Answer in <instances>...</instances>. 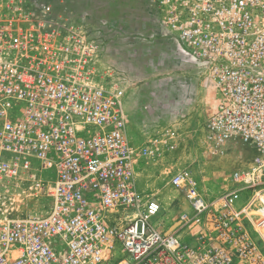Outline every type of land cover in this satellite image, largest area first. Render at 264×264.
<instances>
[{
    "label": "built area",
    "instance_id": "2783aa9c",
    "mask_svg": "<svg viewBox=\"0 0 264 264\" xmlns=\"http://www.w3.org/2000/svg\"><path fill=\"white\" fill-rule=\"evenodd\" d=\"M143 4L216 93L213 154L234 143L260 157L212 195L192 165L172 172L182 211L161 229L137 177L179 147L178 129L144 121L131 136L127 87L70 4L0 0V264H264V0ZM25 181L46 214L9 216Z\"/></svg>",
    "mask_w": 264,
    "mask_h": 264
},
{
    "label": "rangeland",
    "instance_id": "374dc122",
    "mask_svg": "<svg viewBox=\"0 0 264 264\" xmlns=\"http://www.w3.org/2000/svg\"><path fill=\"white\" fill-rule=\"evenodd\" d=\"M64 1L85 20L90 34L100 42L104 61L116 68L127 87L131 136L144 121L173 125L179 131V147L150 162L137 177L139 191L157 195L163 206L166 224L161 229L182 211L183 196L168 185L172 172L179 168H196L200 186L211 195L233 188L234 174L254 166L260 154L252 146L234 143L213 154L204 137V124L216 103V93L207 77L195 70L197 66L176 38L147 17L143 0ZM184 84L193 89L183 93ZM43 175L50 178L54 171H43ZM30 184L25 181L20 187L9 188L5 200L14 208L9 216L46 214L49 202L45 196L35 195Z\"/></svg>",
    "mask_w": 264,
    "mask_h": 264
},
{
    "label": "crops",
    "instance_id": "0c3cea01",
    "mask_svg": "<svg viewBox=\"0 0 264 264\" xmlns=\"http://www.w3.org/2000/svg\"><path fill=\"white\" fill-rule=\"evenodd\" d=\"M195 70L199 71V69L197 67H196ZM182 87H183V93L184 92H189V89L192 88V86L190 84H184ZM125 99H126V97H125ZM128 101H129L128 99H126V101H125V107H126V109H128V107H129V102Z\"/></svg>",
    "mask_w": 264,
    "mask_h": 264
},
{
    "label": "bare ground",
    "instance_id": "6f19581e",
    "mask_svg": "<svg viewBox=\"0 0 264 264\" xmlns=\"http://www.w3.org/2000/svg\"><path fill=\"white\" fill-rule=\"evenodd\" d=\"M139 180V179H138Z\"/></svg>",
    "mask_w": 264,
    "mask_h": 264
}]
</instances>
